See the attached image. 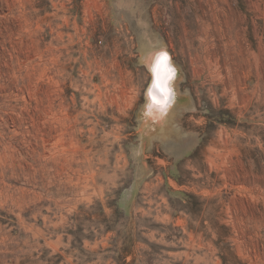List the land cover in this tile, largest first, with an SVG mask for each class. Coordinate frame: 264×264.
Instances as JSON below:
<instances>
[{"label": "rangeland", "instance_id": "374dc122", "mask_svg": "<svg viewBox=\"0 0 264 264\" xmlns=\"http://www.w3.org/2000/svg\"><path fill=\"white\" fill-rule=\"evenodd\" d=\"M146 1L0 0V264H264V0Z\"/></svg>", "mask_w": 264, "mask_h": 264}, {"label": "clouds", "instance_id": "9594fccd", "mask_svg": "<svg viewBox=\"0 0 264 264\" xmlns=\"http://www.w3.org/2000/svg\"><path fill=\"white\" fill-rule=\"evenodd\" d=\"M165 56L167 57L166 60L163 59ZM148 69L151 74V81L144 93L145 103L142 114L146 120L156 122L167 116L175 104L177 93L174 81L177 69L164 49L155 55L153 62L148 65Z\"/></svg>", "mask_w": 264, "mask_h": 264}, {"label": "crops", "instance_id": "0c3cea01", "mask_svg": "<svg viewBox=\"0 0 264 264\" xmlns=\"http://www.w3.org/2000/svg\"><path fill=\"white\" fill-rule=\"evenodd\" d=\"M147 5V1L146 0H109V9L118 17H122L123 15L126 17L132 16L133 13H131L132 10L134 9H145ZM213 13L214 17H221L222 13L221 10H219V12L215 11H211ZM221 25H214V32L215 34L218 32L219 33V39H220V44H221ZM202 29L204 31L207 30V26H202V25H198V31H202ZM232 38H230L231 40ZM216 47V46H215ZM176 111L174 110V108H171L167 114V116H165L163 119H161V121H157L155 122V125H149L147 124L144 127L143 125V131L140 134V138L143 141L145 139V142H147V140H153L156 139L158 141L160 140H166L169 142V140L171 138H176V136H179V134H177L175 132V128H173V124H174V116L173 114H175ZM150 127H147V126ZM169 167H171V164L169 165Z\"/></svg>", "mask_w": 264, "mask_h": 264}, {"label": "snow or ice", "instance_id": "6c2138e0", "mask_svg": "<svg viewBox=\"0 0 264 264\" xmlns=\"http://www.w3.org/2000/svg\"><path fill=\"white\" fill-rule=\"evenodd\" d=\"M163 59H165V60H166V59H167V57L165 56V57H163Z\"/></svg>", "mask_w": 264, "mask_h": 264}, {"label": "bare ground", "instance_id": "6f19581e", "mask_svg": "<svg viewBox=\"0 0 264 264\" xmlns=\"http://www.w3.org/2000/svg\"><path fill=\"white\" fill-rule=\"evenodd\" d=\"M159 50V49H158ZM147 121V120H146Z\"/></svg>", "mask_w": 264, "mask_h": 264}]
</instances>
